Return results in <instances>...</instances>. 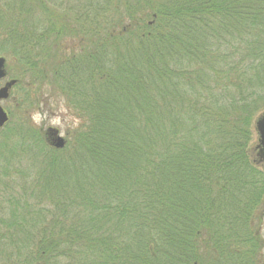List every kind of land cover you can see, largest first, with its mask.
I'll return each instance as SVG.
<instances>
[{"label":"trees","instance_id":"16d2710c","mask_svg":"<svg viewBox=\"0 0 264 264\" xmlns=\"http://www.w3.org/2000/svg\"><path fill=\"white\" fill-rule=\"evenodd\" d=\"M21 2L0 9L17 16L0 18L16 107L36 104L19 92L29 76L81 125L63 152L26 123L0 137V213L26 164L13 163L16 135L30 160L28 143L39 147L35 184L53 203L49 223L32 210L0 217V264H259L248 223L264 179L248 150L264 101V0Z\"/></svg>","mask_w":264,"mask_h":264},{"label":"rangeland","instance_id":"374dc122","mask_svg":"<svg viewBox=\"0 0 264 264\" xmlns=\"http://www.w3.org/2000/svg\"><path fill=\"white\" fill-rule=\"evenodd\" d=\"M44 1L46 2L48 0H44ZM75 1L76 0H54V3L58 5L60 4V2H62V5H64L63 3L70 2L71 5H73ZM10 3H12L14 6L19 5L18 7L19 10H20V5H22V7H28L26 4H23L21 0H0V9H3L4 11H6ZM30 13H33L32 16L29 17L30 19H28L29 21H31V23H35V20L38 23H41L42 25L45 23V19L40 18L41 14L39 13L38 10L33 11L31 8ZM9 15L11 16H8V18L5 17L6 15L0 18H3L2 19L3 22L7 20H12V21L17 20V16L13 14H9ZM33 20L34 22H32ZM0 27H2V25H0ZM3 47L4 46L0 43V57H3L6 59V63H7L6 68L8 71V75H7V78L0 83V88L9 80L17 79L20 74V72L16 70L17 69L16 64H13V61H14L13 53H8L9 55H7L6 53L8 52L9 48L8 46H6L7 47V51H6L3 49ZM14 48L15 46H11L10 48L11 51H13ZM30 82H31V78L29 76H26L24 79H22L19 92L23 93V96H24L25 95L24 91L25 90L28 91V93L31 96L32 101L35 98L34 103L38 105L35 104L34 107H28V110L19 109L18 107H16V105L18 106V103H19V100L17 98V92L14 91L15 89L12 90L10 97L1 103L2 107L9 114V121L5 127L0 128V134H1L0 137H4V135L6 134L9 135L10 134L9 129H12L13 126L16 127L18 125H23L24 123H26L30 125L31 127H33L32 128L33 130H38V132L43 138V141L45 142L44 145L40 144L41 147L43 146L45 148V151L47 148H51V149L57 150L58 152H63L62 150H65L64 148L67 147L66 145L67 144L69 145L73 142L75 130H77L80 127L81 122L79 123V126L74 129L65 127L63 130V134H61V129L59 128V126H56V127L51 126L49 124V120H51L56 115H60L62 119V123L67 125L68 117L69 116L76 117L75 113L69 111L68 109L69 107L65 103L64 99L61 100V98H59L58 96H54L52 94L53 92H51L48 87H44L43 92L42 90L36 92L38 88L35 89L32 86H30L29 85ZM30 88L31 90L29 91ZM263 93L261 95H263ZM53 102L55 103V107H53ZM62 102L64 106L68 109L67 113L59 112V108ZM41 104H43V107H41ZM261 108L262 110H261V113L259 114V117L264 113V101H263V105ZM33 111H39L41 112L42 115L45 112L48 113L47 119L42 121L39 127L35 126L32 122L31 114ZM259 117H257L254 121V125H253L254 135H253V140L251 141V145L248 150L249 152L248 155H249L250 161L253 164V167H255L256 170L261 174V179H264V159L263 157L261 158L258 155L259 151L257 149L259 137H258V133L256 130V122L259 119ZM50 130L58 131L59 136H61L66 141L65 147L63 149L55 148V146L53 145L54 138H52ZM13 140L14 141H12V145L15 146L14 148L18 151V153L22 154V157L20 158H19L20 155H18L16 158H13L16 160L14 161L12 159L13 163L19 164L20 162H25L28 166L26 164H24L22 168H19L18 166H16L17 167L16 169L19 171L21 170V173H18L17 177L15 175L11 176V178L14 179V180L12 179L11 180L13 182H16L15 192H12V195H15V204L13 205L12 203L9 205L4 204V206H6L7 209H5L4 215L0 213V217L3 218L4 216L5 220L9 219L12 221V214L13 212H15L18 223L19 222L21 223L20 220H22L25 217H28L29 212H31L30 210H32L31 219L33 223H39V222L43 224L49 223L51 221V212L53 211L52 210L53 203L51 202L49 197H46L44 194H39L44 189H42V187L35 184V181L38 178L40 171H41V169H39L41 161H39L38 159L35 160L36 158H38L40 149L37 145L33 143L32 144L28 143L29 144V145L27 144L28 147L25 148V149L28 148L27 151H29V154H32L33 155L32 158L36 161V163L39 164V167L38 166L35 167L34 160L33 161L30 160L29 157L25 156L26 154L22 151L24 150L23 147L21 146L22 144L19 146V143L22 141L21 137H18L16 135ZM16 153L17 152L15 153L12 152L9 155L10 158L15 156ZM20 186H26L28 190L27 193L26 191L21 190ZM255 192H256L255 200L260 203L257 204V206L255 207V210L253 211V215L251 219H249L248 226L251 228L249 234L252 237V239H254L255 241L258 240L260 245L262 246L258 252V259H259L258 262L259 264H264V182L263 184L259 183V187L255 189ZM21 236H22V233L19 231L18 237L20 238ZM5 242L6 243L4 245V250H6V252L9 254L12 252V246L10 247L11 244L9 240Z\"/></svg>","mask_w":264,"mask_h":264},{"label":"water","instance_id":"95a60500","mask_svg":"<svg viewBox=\"0 0 264 264\" xmlns=\"http://www.w3.org/2000/svg\"><path fill=\"white\" fill-rule=\"evenodd\" d=\"M7 77L6 59L0 57V82ZM16 80H11L5 84L3 88L0 89V128H3L9 121V116L7 112L1 105L2 101L7 100L10 97V92L12 88L16 85ZM256 130L258 133V146L260 156H264V113L259 117L256 122ZM52 136L54 137L53 145L57 149H63L65 147V140L59 136L58 131L50 130Z\"/></svg>","mask_w":264,"mask_h":264},{"label":"clouds","instance_id":"9594fccd","mask_svg":"<svg viewBox=\"0 0 264 264\" xmlns=\"http://www.w3.org/2000/svg\"><path fill=\"white\" fill-rule=\"evenodd\" d=\"M63 100V98H61ZM41 107H43V104H41ZM53 107H55V103L53 102ZM59 112L61 113H67L68 109L64 106L63 102L60 105ZM48 113H44L43 115L39 111H33L31 114L32 122L35 126L39 127L45 119H47ZM80 120L77 117H68V123L67 125L62 123V119L60 115H56L51 120H49V124L53 127L59 126L61 129V134H63V130L65 127H69L71 129H74L79 126ZM47 127V126H46Z\"/></svg>","mask_w":264,"mask_h":264},{"label":"flooded vegetation","instance_id":"af4514ba","mask_svg":"<svg viewBox=\"0 0 264 264\" xmlns=\"http://www.w3.org/2000/svg\"><path fill=\"white\" fill-rule=\"evenodd\" d=\"M9 81H10V80H9ZM9 81H8V82H9ZM6 83H7V82H6ZM6 83H5V84H6ZM5 84H4L1 88H3V87L5 86ZM16 85H17V83H16ZM16 85H15V86H16ZM15 86H14V87H15ZM1 88H0V89H1ZM12 89H13V88H12ZM11 91H12V90H11ZM10 93H11V92H10ZM258 155L260 156V154H258ZM260 157H261V158L263 157V159H264V156H260Z\"/></svg>","mask_w":264,"mask_h":264}]
</instances>
